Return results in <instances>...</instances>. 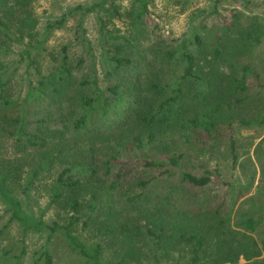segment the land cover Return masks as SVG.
I'll use <instances>...</instances> for the list:
<instances>
[{
	"label": "rangeland",
	"instance_id": "1",
	"mask_svg": "<svg viewBox=\"0 0 264 264\" xmlns=\"http://www.w3.org/2000/svg\"><path fill=\"white\" fill-rule=\"evenodd\" d=\"M102 1L9 0L7 5L2 1L1 61L12 67L11 72L16 70L4 96L10 100L21 99L29 79L38 82L34 68L27 73L26 62L18 63L23 45H36L44 40L42 49L33 52V58L45 76L57 72L66 47L70 64L75 68L74 77L82 79L91 77L94 66L100 69L103 47L108 48L112 36L131 35L141 29L139 48L148 54L162 42L175 47L190 36L192 28L207 36L202 25L215 34L222 20L231 22L235 13L242 15L244 25L255 22L264 28V0H220L218 4L216 0H147L149 12L140 29L133 26L130 16L136 9L133 0H105L109 13L86 14V8ZM101 21L107 25L104 36ZM247 64L260 76L263 88L245 95V102L235 108L231 132L227 134L228 125H223L220 130L223 137L214 140L203 136L210 144L199 155L189 150L184 162V170L197 176H211L212 182L206 187L195 188L178 177L162 175L161 169L150 166L148 163L161 160L156 149L140 151L128 144L116 158L106 152L99 156L94 163L97 174L85 176L90 183L80 197L81 219L70 233L89 253L94 254L99 249L101 264H117L124 257L127 264H155L153 246L144 245L143 238L136 232L138 227L146 225L145 211L151 208L192 214L217 211L227 224L223 232L213 229V238L224 234L222 239L226 235L234 236L237 242L243 243V248L235 250L239 256L235 264H264V38ZM98 74L102 76V72ZM109 83L101 82L100 87L104 89ZM44 109L53 114L58 111L49 104L43 108L42 117H45ZM4 113H7L5 109L0 110V122ZM251 121L257 124H245ZM9 129L12 130L10 126ZM231 140L235 142V156ZM14 144V137L7 134L0 137V170L2 164L20 156L15 154ZM108 161L111 164L107 167L104 163ZM63 169L60 165L52 171H44L34 165V160H27L11 169L7 183L0 182V264H44L45 249L53 255L55 264H93L73 248L64 231L51 235L45 228V225L67 227L72 216L64 209L63 202L71 193H65L60 202L51 204L54 184ZM0 175L7 176V172ZM144 183L149 184L145 187ZM95 194L98 195L97 207L96 212H92L90 206L95 204ZM11 200L21 203L28 221L41 222L44 226L26 230L20 222L12 221L14 204ZM245 217L259 223L255 231L246 229ZM122 224H128L135 232L131 241L114 230ZM208 224L214 225L211 220ZM134 248L138 249L137 256L126 257ZM188 251L187 248L173 251L159 263L186 264L191 257Z\"/></svg>",
	"mask_w": 264,
	"mask_h": 264
},
{
	"label": "trees",
	"instance_id": "2",
	"mask_svg": "<svg viewBox=\"0 0 264 264\" xmlns=\"http://www.w3.org/2000/svg\"><path fill=\"white\" fill-rule=\"evenodd\" d=\"M2 1L6 5L9 2L0 0V7ZM133 1L136 9L130 16L133 26L140 29L149 12L147 0ZM219 2L216 0L215 4ZM105 5L104 0L86 8L85 12L109 13ZM242 21V15L235 13L231 22L222 20L215 34L202 25L207 36L192 28L190 36L175 47L162 42L148 54L139 48L143 30L112 36L108 48L103 47L100 69L94 66L91 77L82 79L74 77L75 68L70 64L66 47L57 72L45 76L33 58V52L42 49L44 40L36 45H23L18 63L26 62L27 73L34 68L38 82L29 79L25 94L16 100L4 96L16 70L11 72L12 67L1 61L0 53V110L7 111L1 118L0 137L4 134L14 137L15 154L20 155L2 164L0 173L7 172V176L0 175V182L7 183L11 169L27 160H34V165L44 171L62 165L64 169L54 184L51 204L60 202L65 193H71L63 202L64 209L72 216L67 227L45 225V228L51 235L64 231L82 257L101 264L99 249L94 254L89 253L70 233L81 219L80 197L90 183L85 176L97 174L94 163L101 154L106 152L116 158L132 144L140 151L149 148L160 152L161 160L148 164L161 169L162 175L178 177L195 188L209 185L211 176H197L184 170L189 150L199 155L210 144L203 136L214 140L223 137L220 134L223 125H228L227 134L231 132L235 108L245 102V95L263 88L260 76L247 60L262 43L264 28L255 22L244 25ZM101 24L104 36L107 25L103 21ZM101 82L109 84L103 89ZM49 104L58 111L53 114L44 109L45 117H42L43 108ZM245 124L253 126L257 121ZM231 150L235 156L236 146L232 140ZM110 164V161L104 163L107 167ZM97 200L95 194V204L90 206L92 212H96ZM11 202L14 204L12 221L20 222L26 230L44 226L41 222L28 221L18 200ZM145 216L146 225L138 227L136 232L143 238L144 245L153 246L155 264H160V259L172 255L173 251L185 248L191 255L186 264H235L238 261L235 250L243 248L242 242H237L234 236L226 235L224 239L221 238L224 234L216 239L212 236L213 229L223 232L227 224L217 211L192 214L151 208L145 211ZM210 220L214 225L208 224ZM243 222L250 231H255L259 224L247 217ZM114 230L129 241L135 236L128 224ZM211 247L218 251L213 248L209 252ZM137 251L136 248L128 251L126 257L137 256ZM42 260L44 264H55L48 249L42 253ZM127 263L124 257L117 264Z\"/></svg>",
	"mask_w": 264,
	"mask_h": 264
}]
</instances>
